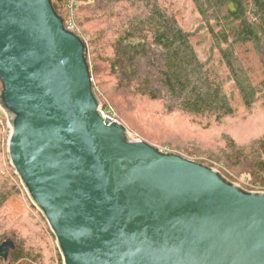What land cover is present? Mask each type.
Instances as JSON below:
<instances>
[{"label": "water", "instance_id": "water-1", "mask_svg": "<svg viewBox=\"0 0 264 264\" xmlns=\"http://www.w3.org/2000/svg\"><path fill=\"white\" fill-rule=\"evenodd\" d=\"M87 54L52 0H0L7 159L62 264H264V192L104 118Z\"/></svg>", "mask_w": 264, "mask_h": 264}, {"label": "trees", "instance_id": "trees-1", "mask_svg": "<svg viewBox=\"0 0 264 264\" xmlns=\"http://www.w3.org/2000/svg\"><path fill=\"white\" fill-rule=\"evenodd\" d=\"M52 3L64 21V0ZM193 13L196 29L188 22ZM76 23L92 78L108 79L104 95L96 90L103 109L108 110L104 96L121 111V102L148 101L161 108V115L211 126L238 116L240 108L249 114L264 105V0H83ZM6 122L3 116L0 156L7 145L1 133ZM229 150L227 160L235 159L264 191V134ZM10 172L0 171V245L12 240L15 249L0 264H47L45 237L12 208L21 207L19 198L26 197Z\"/></svg>", "mask_w": 264, "mask_h": 264}, {"label": "rangeland", "instance_id": "rangeland-1", "mask_svg": "<svg viewBox=\"0 0 264 264\" xmlns=\"http://www.w3.org/2000/svg\"><path fill=\"white\" fill-rule=\"evenodd\" d=\"M63 16L65 22V13ZM188 22L190 23V29H196L199 26L197 16L194 13L193 16H190ZM80 30L81 28L77 26L75 32L80 33ZM204 48V46L199 48L202 54H205ZM89 51L92 52L91 47ZM89 61L92 68H94L91 55ZM107 81L108 79L104 77L100 80H96L95 77L93 78L96 90L102 95H104V89L106 91L109 85ZM102 82L104 84L100 85ZM104 103L111 110V115L118 123L127 128L133 139L143 140L164 153H174L190 161L216 169L228 180L241 186L246 191L261 192L263 190L259 184H255L254 177L240 166L235 159L230 158L227 160V158L232 157L229 145L242 148L249 146L263 136L264 105L262 103L256 106L249 114L248 112L242 113L243 109L240 108L241 114L238 116L227 119L222 124H212L211 126H207L208 122L195 123L192 119H185L181 115H161V108L148 101H140L136 104L121 102L122 111L118 110L107 96H104ZM2 128L1 133L7 137L8 141L10 134L9 124L6 122ZM7 158L6 145L5 152L3 151L0 156V161H2L0 171H11L10 173L13 172L15 174ZM17 181L21 185L18 179L14 180L15 183ZM23 191L26 198L20 196L18 203L21 207L15 208L13 206L12 208L17 209L18 215H24L22 219L27 227L31 228L33 224L34 226L36 225L37 231H40L45 237V244L42 245L40 240L38 243L43 246L47 254V264H62V258L53 234L47 223H44L38 214L39 212H37L38 210L35 206L36 210H33L31 206L33 204L24 188ZM22 230L23 235L27 236L28 229L22 228Z\"/></svg>", "mask_w": 264, "mask_h": 264}, {"label": "built area", "instance_id": "built-area-1", "mask_svg": "<svg viewBox=\"0 0 264 264\" xmlns=\"http://www.w3.org/2000/svg\"><path fill=\"white\" fill-rule=\"evenodd\" d=\"M83 0H64V13L66 16V21L64 25L67 30L75 32L77 29L76 25V18H77V11L80 7V4ZM101 115L104 118H112L114 121L118 123V121L111 115V110L101 109ZM6 117L5 113L3 112L0 106V119ZM7 120V117H6ZM8 123V121H7ZM261 192H264L263 190Z\"/></svg>", "mask_w": 264, "mask_h": 264}]
</instances>
